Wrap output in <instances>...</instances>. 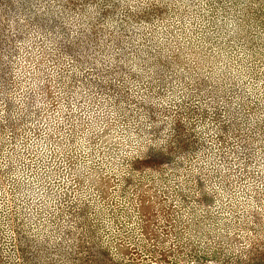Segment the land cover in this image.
I'll return each instance as SVG.
<instances>
[{
  "label": "rangeland",
  "instance_id": "374dc122",
  "mask_svg": "<svg viewBox=\"0 0 264 264\" xmlns=\"http://www.w3.org/2000/svg\"><path fill=\"white\" fill-rule=\"evenodd\" d=\"M0 264H264V0H0Z\"/></svg>",
  "mask_w": 264,
  "mask_h": 264
}]
</instances>
